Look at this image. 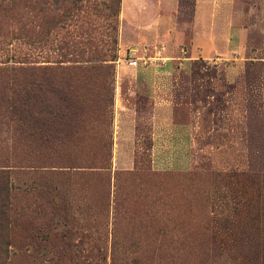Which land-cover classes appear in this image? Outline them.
Here are the masks:
<instances>
[{
    "label": "rangeland",
    "instance_id": "374dc122",
    "mask_svg": "<svg viewBox=\"0 0 264 264\" xmlns=\"http://www.w3.org/2000/svg\"><path fill=\"white\" fill-rule=\"evenodd\" d=\"M74 1L55 42L79 55L36 60L98 66L74 73L79 140L35 164L0 116V262L264 264V0Z\"/></svg>",
    "mask_w": 264,
    "mask_h": 264
},
{
    "label": "trees",
    "instance_id": "16d2710c",
    "mask_svg": "<svg viewBox=\"0 0 264 264\" xmlns=\"http://www.w3.org/2000/svg\"><path fill=\"white\" fill-rule=\"evenodd\" d=\"M62 1V7L56 9L58 11L52 16L49 14L51 8L47 11L41 6L42 0H0V116L15 124L16 138L26 146L23 156H28L35 164H44L59 153L53 145L79 140L74 114L81 106V96L74 73L98 67H82L79 60L71 58L66 60L71 64L62 63L65 60L54 63H38L40 61L36 60L45 58L47 60L41 62H49V54H58L63 48L73 57L80 53L72 48L75 44L70 45V41L62 39L55 42L59 31L68 32L66 27L78 10L74 0ZM13 40L18 41L15 46L12 45ZM101 155L102 163L109 158L107 151ZM65 156L70 157L71 154ZM8 178V171L0 169L2 247L8 237V217L12 206Z\"/></svg>",
    "mask_w": 264,
    "mask_h": 264
},
{
    "label": "crops",
    "instance_id": "0c3cea01",
    "mask_svg": "<svg viewBox=\"0 0 264 264\" xmlns=\"http://www.w3.org/2000/svg\"><path fill=\"white\" fill-rule=\"evenodd\" d=\"M132 1H134V0H124L123 1V10L125 11L127 18H129L131 21L133 19H138L139 20L140 17L137 16V14H136V8L135 7L134 8L133 7H129L130 4L132 3Z\"/></svg>",
    "mask_w": 264,
    "mask_h": 264
}]
</instances>
